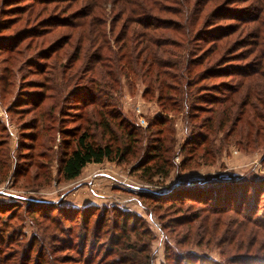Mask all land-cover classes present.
I'll use <instances>...</instances> for the list:
<instances>
[{
    "label": "rangeland",
    "instance_id": "374dc122",
    "mask_svg": "<svg viewBox=\"0 0 264 264\" xmlns=\"http://www.w3.org/2000/svg\"><path fill=\"white\" fill-rule=\"evenodd\" d=\"M138 2L152 6L151 12L160 14L166 21H178L183 17L178 12L180 6L169 0H160V3L173 6L171 9L176 11H156V0H0V46H3L0 49V150L8 170V176H5L7 170L0 167V229L7 230L0 232V239L14 228L23 233L18 237L22 243L5 241L0 264L18 259L16 251L23 253L22 246L28 250L35 233L37 241L32 250H28L31 255L23 254L21 259H28L29 255L30 258L22 264H41L47 260L55 264H74L67 262L70 256L77 255L67 241L82 230V212L89 213L93 209L98 211L86 221L89 243L96 239L92 233L101 215V220L103 217L107 220L102 221L104 228L97 230L103 233L101 244L106 249L105 242L113 234L123 232L121 222L124 218L117 214L121 212L128 217L130 242L147 245L139 256L146 264H175L171 254L176 250L188 251V254L196 255L194 257L205 256L206 264H247L250 260L264 264V227L246 221L238 212L243 207V214L249 213L248 208L258 212L256 218L264 220V39L260 46H255L252 39V31L257 26L264 32V11L256 0H191L187 3L191 11L200 10L197 31H216L227 26L235 29L227 37L213 41L216 45L199 39L196 44L197 39L191 34L181 37L170 28L158 31L160 35L165 33L167 37L182 38L181 46L185 49L187 42H192V47L196 44L195 50L191 51L192 58L197 54L201 63L195 65L191 77H198V80H194L191 90L183 89L186 88L184 84L180 86L189 91V106L184 104V110L178 112L164 111L158 91L149 88V77L121 74L118 76L120 86L114 88L113 96L123 112L121 119L126 118L137 125L138 142L124 151L122 160L116 155L113 160L88 164L74 180L66 181L62 177L64 150H72L75 145L72 141L68 146L62 140H74L90 124L91 132L97 130L95 135L98 134L99 139L103 133L91 122L93 116L99 118L98 107L79 106L82 98L78 99V93L68 100L65 97L75 87L81 89H75L77 92H83L85 87L97 83L96 80L106 79L101 77L103 69L93 62L92 55L103 45L105 54L110 56L108 48L117 46L115 36L124 26H127L128 37L136 44L131 33L136 25H132L130 19ZM226 9L238 17H213L216 12L222 14ZM256 14L261 17L259 21L245 23L248 17L254 19ZM98 18L102 23L95 26ZM56 19L64 24L52 25ZM243 42L245 45L241 47ZM12 44L14 47L7 49ZM133 44L129 43L128 47ZM77 51L80 56H76ZM172 51L166 56L177 59L176 55L184 52L185 57L186 51L182 47L172 48ZM51 53L52 57L46 58ZM30 61L33 64L30 65ZM88 64L92 66L90 69ZM248 68L252 75H242ZM168 70L177 76L168 81L177 85L179 69ZM45 82L53 88L44 87ZM218 88L219 99L226 97L222 102L214 99V90ZM58 89L60 94L44 106L22 101V97L36 100L38 94L44 92L54 95ZM230 93L229 101H225ZM52 102L66 104L62 109L64 113L56 108V120L43 114L49 111ZM161 116L167 118L165 124L162 120L157 121ZM41 120H45V125L53 122L54 128L48 131L34 129V124H41ZM63 130L68 132L63 134ZM114 130L121 132L122 129L114 127ZM202 133L207 139L200 144L195 140L192 144L190 138L199 136L196 139L201 140ZM33 134H37V139H26ZM69 134L71 138L66 137ZM120 136L121 133H116L115 138ZM156 137H164L165 145H173V150L168 164L162 158L150 174L147 168L155 163V159L149 160L147 154L155 147ZM115 140L114 145L123 148L129 143L121 137ZM31 144L35 148L33 151ZM164 164L166 170L157 174V168ZM15 167L22 169L15 173ZM208 181H233L238 191L235 193L232 186L225 184L223 189L211 188L213 194L208 200L204 198L207 191L201 194V199L207 203H156V194ZM226 189L231 192L225 194ZM257 190L263 197L260 204L256 203L261 197ZM189 192L197 193L194 188ZM216 194L221 196V202L216 201ZM20 198L37 200L41 203L37 206L51 217L26 212L24 200ZM227 198L231 205L224 202ZM246 198L248 204L243 206L241 202ZM217 203L227 210L211 211ZM17 206L19 209L14 212ZM105 209L109 210L106 215ZM134 227L138 232L147 230L148 235L143 239L136 237ZM89 243L86 254L93 250L94 245Z\"/></svg>",
    "mask_w": 264,
    "mask_h": 264
},
{
    "label": "trees",
    "instance_id": "16d2710c",
    "mask_svg": "<svg viewBox=\"0 0 264 264\" xmlns=\"http://www.w3.org/2000/svg\"><path fill=\"white\" fill-rule=\"evenodd\" d=\"M169 1H172L173 5L176 4L180 6V8L176 6L175 7L178 9H181L178 11L179 13H182L183 17L181 18V20H178V21L172 20V22L163 20L162 17L159 16L160 14L157 15L151 12L154 9L152 8V6H148L147 4L142 5L141 2L140 3L138 2V5L134 6V12H132L133 16H131V19H130V21L134 23L132 25H136L131 32L134 36L133 39H134V42H136V44L134 45L132 43V40L128 37V34H127L128 33L127 26H124L122 30L119 31V34L115 36L117 46L115 48L113 47L108 48V50L111 53L110 56L108 54H105L104 52L105 46L103 45H101L103 48L99 49L98 51L96 49L95 53L92 55L93 62L100 64L99 67L103 69L102 71H100L101 77L106 78V79L96 80L97 83H95L93 86L89 85L88 87H85L82 90L83 92H77V90L75 89H79V88L75 87L74 89H72L71 91L67 93L68 95L65 97V100L70 99L72 96L75 95V93H78L77 94L79 97L78 99L82 98V101H81L82 105H79V106H91L92 105V106L98 107L97 113H98L99 118H97L96 116H93L94 118L91 122H92V125H94V128L96 129L101 128L103 133L101 134V137H100L101 139H99L98 134L95 135L96 133L95 131L97 130H95L94 132H91L90 128L92 126L90 124L88 125V128H86L85 131L79 137L76 136L75 138H73L74 140L69 141L68 138L67 139L64 138L62 140V142L67 143L68 146H70L69 144H71L72 141L75 143L74 148L72 150H67V149L64 150V155L62 157V165H61V174L64 180L71 181V180L78 178L81 175L83 169L90 163H101L106 159L113 160L116 157V155L119 156L120 159L122 160L126 154L124 151H128L129 147H133V144L135 142H138L137 141L138 135L135 133L138 129L136 127L137 125L133 123V121L127 120L126 118L121 119L123 112H121L119 108V102L115 101L116 99L113 96L114 88L116 86L119 87L121 83L119 82L118 76L120 77L121 74L122 75L134 74V75H141L147 78L149 77L151 81V84H149L150 85L149 88L152 89L153 87L154 90L156 88V91H158V100L162 103L164 111L170 110V111L178 112L179 110H182L184 108V104L186 105L189 104V101H188L189 91L187 92V90H182L180 86L184 84L186 88H183V89L191 90L195 84L194 80H198V77H195V76L191 77V75L193 73V68L195 67V65H199V63L201 62L198 56H196L197 54H195L194 57L192 58L193 52L191 51L195 50L194 48H196L197 43L199 44V41L213 42V41H216L219 37L221 38L227 37L229 34H231L235 30L232 27L227 26V28H223V29L220 28V29H217L216 31L199 32L197 31V25L199 24V21L201 19L200 10L197 9L198 11L196 12L193 9V11H191V7L187 5V3H191V0H184V1L182 0L183 3H180V0H169ZM185 1H186V4H184ZM256 3L261 6L262 8L261 11H264V0H256ZM171 7L173 6H170L168 4L162 5L160 3V0H156V8L158 9L156 11L160 13L163 12V10L164 11H173V10L176 11V9L174 8H172L173 9L172 10ZM88 11L86 12V15L88 14ZM231 12L233 11L226 9L224 10L222 14L220 13L217 14L216 12L215 14H213V17L215 18L216 16L217 18H222V17H230L231 15L234 16L233 18L238 17V15L236 14L235 15L231 14ZM253 18L254 19H252V17L251 18L248 17L245 23L248 24L253 21L257 22L260 20L261 17L260 15L256 14ZM61 21L62 20L60 19H56L55 21H52V25L55 23L64 24ZM95 22H96L95 26H97V23H102V19L98 18L95 20ZM163 28H166V29L170 28L171 30H174L175 32H177L178 35H180L181 37H188V35L191 34L193 38L197 39L195 46L192 47V42L191 43L187 42V47L185 49L183 46H181L184 43V41L181 40L182 38L181 39L175 38L173 35H169L167 37L165 36V33L160 35L158 31ZM238 29L239 27H237V31ZM175 32L174 34L176 35ZM252 33H253L252 39L254 41L253 42L254 45L260 46L262 44L261 41L264 39V32L262 28L257 26V28L253 30ZM198 36L199 38H196ZM248 38H251V37H248ZM246 42H249V39ZM119 43L121 44L118 45ZM129 43L133 44L134 46L129 48L128 47ZM213 43L215 44L216 42H213ZM244 45L245 43L243 42L241 47H243ZM13 47L14 45L12 44L8 46L7 49H10ZM180 47H182L186 51L185 57H184V52L179 53V56L176 55L177 59L166 56L167 54L174 52L172 51V48H180ZM1 48H3V46H0V49ZM54 49L55 48H52L51 50H54ZM113 50L115 54L113 53ZM52 55H53L52 53L48 54L46 55V58L50 59ZM76 56H80L79 51H77ZM74 57L75 56H73V58ZM29 63L31 65L33 64V61H30ZM88 66H89L88 69L92 67L89 64ZM174 68H177L180 71V73L178 74L179 80L178 81L176 80L175 82L177 85L171 84L172 82L168 81V78H171L174 80L177 79V76L170 74L169 71L171 70H168V69L174 70ZM126 69L131 70V72H127ZM217 72H219V74L223 73L222 70L217 71ZM242 72H243L242 75H245V76L252 75L251 68H248L247 70L242 71ZM232 73H236V72H232ZM204 75L206 74H203V76ZM199 77H201V74L199 75ZM5 78L6 76H4V79ZM48 79L49 78H47V80ZM154 84H156V86H153ZM51 86L52 84L48 82L44 83V87L46 88L52 89L53 87ZM219 90L220 88H218V90L217 89L214 90L215 91L214 99L222 102L224 101L226 97H224L223 99H219L220 98V96H218V93H220ZM232 90H235V87ZM58 94H60L59 89L56 91L54 95L52 94L51 96H49V94L44 92V93L38 94L39 96L36 100H30L28 98L22 97V99H24L22 101H24V104L31 103L37 106L39 105L44 106L47 101L53 100L54 96H57ZM229 96H231V93L227 96V99L225 101H229L228 100ZM65 102L61 104H56L52 102L50 109H48L49 111L46 110V112L43 113L44 116H46L47 118L49 117V119L51 120H54V119L56 120V118H54V112L56 108L58 107H59V111L60 110L63 111L62 109H64V106L66 105ZM41 109L44 110L45 107H42ZM166 119H167L166 117L163 118L161 116V118L159 117L157 121L162 120L161 123L165 124V122L167 121ZM114 127L118 129H122L121 132H118V130H114ZM33 128L38 129V130L41 129V131H48L54 128V126H53V122H50L45 125V120H41V124H34ZM64 132L67 133L68 131L63 130V134ZM116 133H121L120 137L123 139H127L129 141L126 148L114 145V142H116L115 139H120V137L115 138ZM71 134L67 135L66 137L71 138ZM106 135H109V136L107 138H104ZM195 135H198V134L196 133ZM200 136L202 137L201 140L196 139L199 136H196V138H193V137L190 138L191 143L192 144L195 143V140H196V143L200 144L202 143V140L207 139L206 136L203 135V133L200 134ZM46 138L49 139V135H46ZM26 139H30L31 141H34L35 139H37V134L35 136L33 134L31 138H26ZM192 139H194L193 142H192ZM44 142L46 145H48L46 141ZM154 146L155 147L153 148L152 152H149L147 154L149 160L155 159V163H153L150 167L147 168L148 173L150 174L151 172L155 171L156 163L162 158H164L165 162L168 164V162L171 160L170 154L172 153V150H173V145H170V146L165 145L164 137H156V144H154ZM30 149L32 151L35 150L33 144H31ZM167 155H168V158H165L167 157ZM1 156L2 154L0 150V167L2 166L4 169L7 170V168L5 167L6 163L4 160L1 159ZM156 158H157V161H156ZM165 164L162 168H157L156 170L157 174L158 173L160 174L161 171L166 170ZM20 169L22 168L15 167V170H16L15 173L20 171ZM5 176H8V170L6 171ZM235 183L236 182H233V181H228V182L223 181L222 183H218V182L214 183L213 181L202 182L199 184H195L192 187L187 185L183 188L172 189L168 192H162V193L156 194L155 199L157 201L156 203L158 204L164 201V202H170L172 205L184 204L187 201L202 202L205 200L204 198L208 200L209 198L212 197L211 194L213 193H212L211 188L215 190L223 189L225 184H229L228 185L229 187L232 186V190L236 193L238 189H235V188H238V187H236ZM191 188L196 189L198 194L190 193L189 191ZM210 189H211V193H209ZM205 191H207L205 193L206 196L203 199H201V197L203 196L201 194L204 193ZM225 191H226L225 194L231 192L229 189H226ZM258 191L259 190H257L256 193H258V196L259 195L261 196L260 191L259 192ZM216 196H217L216 201L221 202V199H220L221 196L217 194ZM228 198L225 199L224 202H227L228 205H231L232 204L231 200H229ZM230 198L234 199L233 197H230ZM20 199L24 200V203H25L24 210L26 212H29L30 214L34 216L40 215L43 218L51 217L50 215H48V213L45 214L46 212L45 213L42 212V208H39L37 206L38 203L41 204L37 200L33 201V200H26L24 198H20ZM262 199L263 197L261 196L259 199L256 200V203L260 204L261 202L260 200ZM206 201L204 202L207 203ZM242 201L243 202L241 203H244L243 206L248 204L247 203L248 198ZM16 209H19V206L15 207L14 212H16ZM225 209L226 207L218 206V203H217L215 207H212L211 211L224 212ZM247 210L249 213L243 214L245 213L244 212L245 210H243V207H242L241 209L238 210V212L245 216L244 219L246 221L248 222L253 221L256 224L258 225L260 224V226L264 227V220H260L256 218L258 215V212L254 210H249L248 208ZM97 211H98L97 209L96 210L93 209L90 212L88 211L89 213H87L86 210L85 212H82L83 215H81V217L83 219V222H82L83 228L82 230H80L77 236H74V235L70 236V232H68L71 238L67 241L69 242V245L68 244L67 245L70 246V249H72V251H74L75 254L77 255L70 256L67 262H71L74 264H146L145 262H142L139 260V256H140V253L146 249L147 245L143 244L142 246H138L137 243L130 242L131 236L128 234V225H129L128 224L129 221L127 219L128 217H126L121 212L117 214H119L120 216H122V218H124L123 222H121V225H122L121 228L123 232H120L119 234H116V233L113 234V236L109 238L107 243L105 242V244H107L105 245L106 249H104V246L101 244V239H102L101 236L103 235V233H101L100 230L99 231L97 230V228H100V229L104 228L105 224L103 223L102 225V221L105 222L107 220L105 217H103V219L101 220L100 219L101 215H99L100 217L97 219L98 223L95 224V229L92 233V237L96 236V239L95 241H91L89 243L90 231H89V226L86 224V221H89L91 215H93L94 212H97ZM108 212H109L108 209L103 210V213L105 215ZM259 214H260V211H259ZM181 222L182 220L179 221L178 223H181ZM133 230L136 231V237L140 236V238L143 239V237L145 238V236L148 235L147 230H143V232H138L136 227H134ZM6 231H3V229H0V232L2 233H5ZM19 236L22 237L23 233L19 232L18 228L17 229L14 228L13 232H9L8 234L2 236V238L0 239V254H4V252L1 253V250L4 249V244H6L5 241H8L10 244H13L16 241H19L17 243H22V241H20V239L18 238ZM33 236H34V239H31L28 250L30 249L32 250L33 243L37 241V234L35 233ZM97 241H100V243ZM88 243L94 246H93V250L89 251V253L86 254ZM97 244L98 246L100 245V249L99 247H97ZM26 248L22 246V250L24 251L23 253H21V251L19 250L16 251V255L18 259L10 263L4 262V264H22V261L23 262L28 261L31 254ZM44 252L45 250L43 249V253ZM27 253L30 254L28 256V259L27 257H25L24 259H21L22 255L27 254ZM172 253L173 254H171V259L175 260V264H189V263L190 264H206L205 262L206 260L204 261L206 257L201 256L200 254L197 255V257H194L196 255L193 256V255L188 254V251H181V250L179 251L176 250L175 254H174V251H172ZM11 255H14V254H11ZM41 257H42V253L39 256V258ZM0 260L3 261V258H1ZM48 262H50L49 264H55L51 260L41 262V264H47ZM209 263H210V260H209ZM246 263L247 264H257L258 262L250 260V261H247ZM168 264H171V263H168Z\"/></svg>",
    "mask_w": 264,
    "mask_h": 264
}]
</instances>
